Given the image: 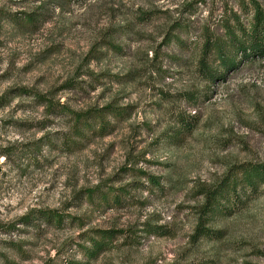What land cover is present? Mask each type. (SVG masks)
I'll use <instances>...</instances> for the list:
<instances>
[{
    "label": "rangeland",
    "instance_id": "obj_1",
    "mask_svg": "<svg viewBox=\"0 0 264 264\" xmlns=\"http://www.w3.org/2000/svg\"><path fill=\"white\" fill-rule=\"evenodd\" d=\"M247 1L0 0V264H264L262 187L194 239L198 188L264 163V60L198 64Z\"/></svg>",
    "mask_w": 264,
    "mask_h": 264
},
{
    "label": "trees",
    "instance_id": "obj_2",
    "mask_svg": "<svg viewBox=\"0 0 264 264\" xmlns=\"http://www.w3.org/2000/svg\"><path fill=\"white\" fill-rule=\"evenodd\" d=\"M243 10L245 14H251L246 24L241 22L237 13L231 11L232 19L225 23L223 37L206 35L201 44L199 69L206 72L205 76L209 81L217 80L218 74L233 69L237 58L239 62L249 59L264 60V8L257 0H248L243 5ZM210 58L217 63L214 70H208L207 62ZM43 100L46 106L50 108L53 106L51 100L44 98ZM104 110H110V107L107 106L99 112ZM82 116L80 113L74 114L76 125L84 120H81ZM237 186L250 192H256L262 187L264 191V163H243L230 169L220 183L214 186L202 185L198 188L196 194L203 198V203L199 206L198 223L194 231L196 241L213 233V230L207 227L209 215L217 210L221 199L236 195ZM99 234V241H93L92 248L86 249L89 259L95 258L99 252L107 248L106 242L113 238L114 231H100Z\"/></svg>",
    "mask_w": 264,
    "mask_h": 264
}]
</instances>
